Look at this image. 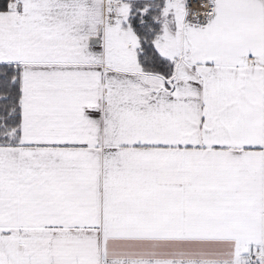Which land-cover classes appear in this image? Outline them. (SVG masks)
Listing matches in <instances>:
<instances>
[{
	"label": "snow or ice",
	"instance_id": "obj_1",
	"mask_svg": "<svg viewBox=\"0 0 264 264\" xmlns=\"http://www.w3.org/2000/svg\"><path fill=\"white\" fill-rule=\"evenodd\" d=\"M0 264H264V0H0Z\"/></svg>",
	"mask_w": 264,
	"mask_h": 264
}]
</instances>
